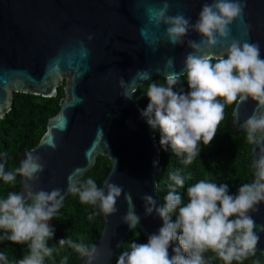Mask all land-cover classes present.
I'll return each mask as SVG.
<instances>
[{
	"label": "clouds",
	"instance_id": "obj_1",
	"mask_svg": "<svg viewBox=\"0 0 264 264\" xmlns=\"http://www.w3.org/2000/svg\"><path fill=\"white\" fill-rule=\"evenodd\" d=\"M246 7L247 0H211V3L205 0L194 23L183 13L169 15L168 0H163L160 8L146 9L147 25L140 29L146 43L159 41L152 29L163 24L167 25L164 37L168 43L174 46L186 43L191 51L185 56L181 72L175 70L174 58L167 59L166 71L159 73L165 78L164 83L153 80L147 70L138 71L131 81L126 82L121 77V95L131 100L138 85L143 83L138 80L152 81L146 91L149 103L141 109V116L152 129L159 131L162 148L168 150L170 147L177 155H184L185 164H191L200 154L201 143L207 146L214 140L227 105H236V116L239 105L249 99L255 101L253 114L243 121L247 143L252 146L254 178L243 183L236 195L229 194L226 183L201 179L187 187L188 202L184 203L176 188L184 187L185 177L178 169L169 172L173 184L168 185L170 190L162 206H157L152 195L141 197L145 215L155 212L162 219V226L148 236L146 243L132 241L130 250L121 252L116 264H210L212 258L205 257L209 251L223 264H233L234 261L243 264L256 255L260 236L251 213L259 212L258 206L264 203V59L261 58L259 42L231 38V25L238 20L243 35H249L251 25L243 21ZM190 31L201 39H186ZM87 39L91 41L94 36L90 34ZM217 46L219 53L215 51ZM89 54L90 50L80 41L78 52H61L49 71L51 74L63 72L62 64L66 62L78 79L83 73L79 71L77 55L80 60H86ZM182 77L186 78L188 91L183 87L185 80ZM0 119H3L2 115ZM66 128L67 120L61 116L59 131ZM44 144L45 141L41 143ZM47 146L57 147L52 139H48ZM34 152H26L19 167L11 171H6L5 163L0 162V179L5 183L14 184L17 176L30 182H23L22 191L9 192L5 198H0V231L4 233L0 240L26 244L28 249L27 254L14 264H45V259L57 251L49 246L55 235L50 221L57 217L65 197L59 188L51 191L35 188L46 162ZM6 156L7 153L0 154V158ZM154 163L158 165L159 161ZM82 173L83 169L76 168L68 176L67 193L78 194L81 203L97 207L98 211L93 215L102 213L107 217L117 213V201L124 191L122 186L105 179V189L91 177L81 181ZM155 187L158 191L157 183ZM124 199L128 210L122 220L135 230L141 217L135 211L131 193L125 194ZM259 229L264 231L262 226ZM175 242L178 243L173 247ZM58 244L60 248L66 244L70 246L83 259L86 258L87 264H95L101 256L97 245L89 246L83 243V238L79 243L61 238ZM0 261L9 264L4 252H0ZM62 264H67V257Z\"/></svg>",
	"mask_w": 264,
	"mask_h": 264
},
{
	"label": "water",
	"instance_id": "obj_2",
	"mask_svg": "<svg viewBox=\"0 0 264 264\" xmlns=\"http://www.w3.org/2000/svg\"><path fill=\"white\" fill-rule=\"evenodd\" d=\"M204 2L168 0V14L183 13L194 23ZM162 6L163 0H0V115L4 117L11 110L15 92L54 97L61 85L64 89L59 111L48 119L40 141L29 150L39 153L46 162L35 188L61 189L64 206L69 195L68 176L81 168L83 177L103 155L110 160V166L101 187L106 189L103 182L107 179L124 190L117 201L118 212L107 217L101 213L103 227L95 242L101 256L95 264H110L133 231L122 220L128 210L125 194L131 193L135 211L141 217L137 230L146 240L163 224L155 212L145 215L141 199L149 194L157 200L158 207L163 205L155 187L158 165L154 162L160 155L155 131L141 116L143 108L138 96L125 99L119 86L121 77L131 81L138 71L147 70L152 79L157 78L166 71L168 58H174L177 72L184 70L183 61L191 49L186 43H168L164 37L167 25L152 29L160 38L155 44L146 43L141 36L140 29L147 25L146 9ZM243 21L251 25L249 35H243L238 20L231 25V38L259 42L264 59V0H247ZM90 34L94 36L91 41L87 39ZM186 39L199 41L201 37L190 31ZM80 41L90 50L86 60L77 55L83 75L76 79L66 62L62 64L63 72L51 74L55 58L61 52H78ZM215 51L220 52L219 46ZM137 82H143L139 88L148 81ZM235 107L232 124L236 131H243V121L253 114L256 102L249 99L239 105L236 116ZM61 116L67 120L63 132L59 131ZM48 139L56 143L55 149L47 146ZM26 152L18 156L19 163ZM23 182L30 183L21 177V191ZM258 207L259 212L251 215L260 236L257 251L264 256V231L259 229L264 227V203ZM82 264H87L86 258Z\"/></svg>",
	"mask_w": 264,
	"mask_h": 264
},
{
	"label": "trees",
	"instance_id": "obj_3",
	"mask_svg": "<svg viewBox=\"0 0 264 264\" xmlns=\"http://www.w3.org/2000/svg\"><path fill=\"white\" fill-rule=\"evenodd\" d=\"M183 87L188 91L186 78L182 77ZM157 83H164L165 78L158 76L153 79ZM148 81L139 86L136 95L142 108H146L149 98L146 95ZM64 96L63 85L59 87L58 95L44 97L31 93H14V103L11 110L0 119V154L7 153L6 158H0L5 163V170L11 171L19 167L18 156L34 148L46 131L48 119L60 109V99ZM235 104L227 105L225 117L220 123L217 135L210 145L201 143L200 154L191 164L183 163L185 156L177 155L169 147L164 150L159 143L160 134L155 131L156 141L160 148L159 164L157 171L158 194L163 201L170 190L168 185L173 184L169 179V172L180 170L185 177L184 187H177L176 191L182 196L184 203L188 202L187 187L201 179L214 183H226L229 194H238V189L243 183L253 180L251 145L247 143L246 132L236 131L232 124V113ZM110 160L103 155L97 157V162L92 170L87 172L81 181L91 177L101 186L103 179L109 171ZM21 191V177L17 176L14 184H7L0 179V198H5L9 192ZM164 203V201H163ZM98 208L80 202L78 194H71L66 198L65 205L59 210L57 217L50 223L55 228V235L49 241V246L57 249L52 257L45 259V264H62L67 257V264H82V257L67 244L60 248L58 241L61 238H70L74 242H81L91 246L97 241L103 227L102 215H93ZM92 215V219L89 216ZM175 219V217H173ZM4 233L0 231V236ZM132 241L146 243V238L137 230H133L119 248L110 264H116L121 252L130 250ZM0 252H4L9 264H14L18 259L27 254L26 244H16L7 240H0ZM206 258H212L210 264H223L211 251L205 253ZM259 264L264 262V256L257 251L255 256L249 257L243 264ZM0 264L4 262L0 261ZM237 264V262H233Z\"/></svg>",
	"mask_w": 264,
	"mask_h": 264
}]
</instances>
